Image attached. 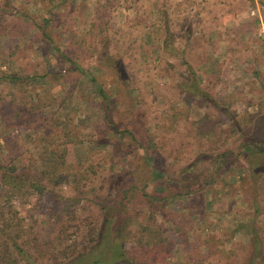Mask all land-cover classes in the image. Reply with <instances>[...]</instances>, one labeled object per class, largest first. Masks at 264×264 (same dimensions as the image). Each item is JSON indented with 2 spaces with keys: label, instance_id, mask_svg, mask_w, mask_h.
I'll return each mask as SVG.
<instances>
[{
  "label": "trees",
  "instance_id": "16d2710c",
  "mask_svg": "<svg viewBox=\"0 0 264 264\" xmlns=\"http://www.w3.org/2000/svg\"><path fill=\"white\" fill-rule=\"evenodd\" d=\"M118 1L92 0L86 4L84 0H38L42 11L28 14L29 23L43 43L55 50L57 55L53 59H62L66 64L57 70L51 67L43 72L36 70L34 74L26 70V65H21L20 70L0 67V264H168L163 244L173 243L174 246L182 241L181 234L176 238V233L192 224L185 216L197 215L203 228H208L213 221L210 213L224 214L230 210L229 206L220 207L215 201L216 192L224 196L229 188L241 189L239 193L246 205L243 212L248 218L235 221L228 232L219 229L204 232L202 242L207 244L208 240L216 239L220 256L216 252L217 258H214L216 256L210 252L215 264H264V74L259 78L258 87L262 98L246 101L226 89L224 80L216 73L201 70V79L195 76L208 60V48L202 47L199 53L195 50L197 32L189 35L193 40L185 44V47L190 44L184 48L186 51L177 52L164 31L161 52L154 65L157 70L167 71L174 66V62L167 60L168 55L180 57L175 63L185 69L181 80L174 83L175 74L169 72L175 99L165 101L159 111L148 105L137 111L141 97L136 102L133 101L136 97L131 95L128 98H132V105H118L116 97L123 92L120 85L128 82L125 63L118 53L119 44L130 35L127 30L133 28L131 22L139 21L145 11L135 9L127 18V27L122 23L114 24L112 10ZM164 3L165 0H157L159 5ZM79 7L88 13H79L82 12ZM16 12L12 0H0V28L4 18ZM158 12L160 18H166L165 10ZM86 17V27L74 30L73 20ZM56 27L57 30H53ZM1 35L7 40L15 36L0 30V44ZM138 37L139 34L133 36ZM131 43L127 42L129 49ZM6 47L8 57L12 58L17 49L16 57L23 56L18 46ZM92 57L91 61L100 66L99 74L90 72L86 66ZM103 69L107 74L111 71L109 83L116 86L113 95H108V80L104 78ZM253 71L258 73V69L253 68ZM80 74L87 76L90 86L99 95V113L89 125L90 132L80 128L69 130L67 118L64 121L59 115L69 90L64 83L74 85ZM10 83L14 84V89L7 97L4 91ZM55 91L63 94L57 96ZM166 97L163 98L167 100ZM238 102L243 105L240 110L235 107ZM53 104L54 110L46 109ZM249 104L255 105V109L249 110ZM191 106L205 108L200 116L190 118ZM219 113L234 127L226 143V138L220 143L221 130L215 121ZM11 126L16 130H11ZM38 132H41V142L27 146L26 137ZM123 137L132 145L129 150L117 143V138ZM77 143L92 148V143L104 144L101 149L108 150L109 159L115 151L118 155L129 152L126 167L131 177L126 184L116 185L118 193H114V198L117 197L118 206L116 202L110 206L112 195H108L109 198L102 195L100 186L92 196L82 193L81 185L92 180L90 174L95 177L96 170L91 163L82 165L73 159L71 146ZM107 161L108 158L103 163ZM233 169L236 176L231 178ZM142 173L156 179L160 177L159 189H147L139 181ZM182 195L186 197L184 200L180 198ZM84 197L98 210L101 228L112 229L109 236L102 239L101 234L107 232L98 233L96 222L85 226L76 219L75 206ZM138 198L147 202L146 206L142 205L146 217L135 221L139 212ZM29 202L47 213L49 231L44 239L38 237L32 226L26 225L25 217L18 211L19 206ZM113 212L117 215L124 212V218L118 220ZM156 213L162 218L161 223L153 222ZM163 223L168 224L167 228L177 226L178 229L169 230L173 238L154 236L156 229H164ZM74 229L76 236L71 238ZM77 229H80L78 234ZM236 231L242 239L233 240ZM142 233L152 236L140 245L134 237ZM229 239H232L231 245L220 248V244ZM201 260L190 259L192 264H201Z\"/></svg>",
  "mask_w": 264,
  "mask_h": 264
},
{
  "label": "rangeland",
  "instance_id": "374dc122",
  "mask_svg": "<svg viewBox=\"0 0 264 264\" xmlns=\"http://www.w3.org/2000/svg\"><path fill=\"white\" fill-rule=\"evenodd\" d=\"M138 1L140 2L139 4H137ZM84 2L90 4L92 0H84ZM79 3L80 2H78L77 5ZM44 4L47 3L44 2ZM12 6L15 7V10H18V12L4 18L0 30L8 32L9 34L14 33L15 36L7 40L2 38V36L5 37V35H1V40L3 41L0 44V67L3 69L14 68L20 70L21 65H26L28 67L26 70L32 74H34L36 70L37 72H43L49 67L53 70L64 67L66 64L65 61L62 59L58 60L56 57L55 60L53 59L54 55H57L55 50L43 43L40 35L36 32L34 33L36 30H33L29 23L28 14H40L43 7L42 4H40L38 0H12ZM80 9L83 13L78 11L79 13L83 15L88 13L83 7H79V10ZM135 9L139 11L145 9V11L142 13L139 21H133V23L130 21L133 27L131 30H127L128 33L130 32V35H126L124 37L125 42H123L122 39L119 44L121 45L119 47L121 51L119 52L118 50V53H120V60L125 63L124 67L126 68L125 71L128 82L121 83L120 86L123 92L119 93L118 97H116V104L124 107L132 105V102H130L132 98H128L129 95H131L136 97L133 99V101L136 102L138 101L137 98L139 99L141 97L139 103H137L139 105L137 111L145 105L152 106L159 111L164 106L165 101L172 102L175 99L173 85L169 84L171 82L169 72H174L175 74L173 77L174 83L181 80L185 69H181V66L175 63V61L180 60V57L176 56L177 54L168 55L167 60L169 62H174V66L167 71L157 70V66L154 65L157 62L156 56L161 52L160 44L163 39L162 36H164L162 34L164 31L167 33L165 36L168 40H171L173 48L177 52H179V49L184 50V48H188L190 44L187 47H185V44L193 40H190L189 35L191 34L190 36H192V32H197L198 37L196 41L194 40V43L197 45V49L195 50H198L199 53L202 47L208 48H205L206 51H208L206 55L208 60L206 59L207 61L196 71L195 76L197 78L201 79V70H206V72L218 74L217 77L224 80L226 89L232 92L235 90L234 92L238 96L242 95L241 92L246 95L255 92L249 91L242 84V82L250 76L247 75L248 71L245 70L243 62L248 64L249 70L254 68V66H261V69L263 67L262 74L264 73V0H165L163 5L157 4V0H119L112 10V20L114 21L112 23H122L123 27H127V18L132 15ZM159 10L160 13L161 10H165L166 18H160V16H158ZM35 17L38 18V15H35ZM68 20L70 19H67V21ZM72 24L74 30L80 31L86 27L87 17L85 20H73ZM57 28L58 27L53 30H57ZM186 33L188 34L187 36ZM135 34H139V37L133 38ZM127 42H132L130 49L128 48ZM7 45H10L12 48L18 46L23 56L16 57V53H18L17 49L12 58L8 57L6 55ZM78 53L79 52L76 54ZM182 56L184 57L183 53ZM152 58H154V61L151 60ZM92 59L94 58L92 57L88 60V65L85 64L90 72L99 74L100 66L96 62L91 61ZM103 70L106 71L104 78L108 80L106 83H108L107 92L109 95L116 90V86L114 87L113 84L110 85L109 83L111 71L107 74V70ZM258 75L260 77V73H258ZM86 77V75L80 74L72 86L70 83H64L65 88L69 90L59 109V115L62 116L61 119L64 121H66L67 118L69 130L80 128L81 130L83 129V131L90 132L89 125L96 114L99 113V95L95 89H92ZM40 81L42 83L44 82L43 79ZM44 86H46V83H44ZM248 88L251 89L250 86H248ZM13 89L14 84L10 83L7 90L5 89L4 91L5 95L8 97L9 94L13 92ZM55 94L61 96L63 92L55 91ZM166 95L167 100L163 98ZM191 101L193 102V99ZM242 106L241 102L235 103V107L239 110ZM55 107L56 106L53 104L46 107V109L51 111L54 110ZM204 108L205 107L191 106L188 116L190 118H197L201 115ZM248 109L254 110L255 106L249 105ZM137 111L135 112L137 113ZM215 121L221 130L222 139L220 143H224L221 142L223 138H226L225 143L228 142L230 138L229 135L234 130L231 124L232 122L226 121L221 113L215 116ZM10 129L13 131L16 130L14 126H11ZM66 130L67 128L64 132H66ZM40 138L41 132L31 137H26V145L31 146L32 142H41ZM90 138L96 139V136H90ZM117 143L120 147L126 148V150H129L132 146L124 137L117 138ZM92 145L94 148L88 147L82 143L71 146L72 152L70 151V154L71 156L73 155L75 161L81 162L82 165L91 163L96 170L95 177L94 174L91 173L89 178H92V180L82 184L81 190L86 196H92L100 186L102 195L106 194V197H108V195L110 196L111 194L112 198L115 200L113 201V199L108 197L111 206L115 204L117 200V197L114 198V193H118L116 185L120 183L126 184L131 177L128 175V168L126 167L128 165L126 160L130 157V154L128 152L123 155L122 153L118 155L115 151L111 159H109L110 157L107 155L108 150H105L104 147L101 149L104 144L92 143ZM137 149L140 151L139 147H137ZM110 152L112 151L109 150V153ZM119 152L121 151L119 150ZM107 158L108 161L103 163V160ZM159 178L160 177L156 179L155 176L148 177V175L143 173L139 174V181L149 190L152 189L156 191V189H159L161 184ZM231 189L232 188H229V192L224 196L219 194V192L215 193V201L220 207H230V210L224 212V214L219 212L209 214V218L214 219L213 225L215 224V229H213V226L204 229L203 222L193 213L185 216V219H190L192 224L188 228H185V230L182 228L183 231H181V233H176V238H179L178 235L181 234L182 241L176 242L174 246L173 243L163 244L164 250H167V252H165L167 254L166 261L168 264H192L190 261L192 258H202L200 263L206 264L207 260H212L213 257L210 252L216 256L214 258H217V253L218 256H220V251H217L219 245L215 244V238H212L210 241L208 240L207 244H203L202 239L205 238L204 232H211L209 229H213L212 231L219 229L228 232L235 224V221L248 218L243 212L246 205L239 193L241 189L236 188L234 191ZM207 192L205 191L204 194L209 196ZM180 198L184 200L186 197L182 195ZM138 199L137 205L139 206V212H137L136 216H138V218H136L135 221L146 217L143 206H146L147 202L142 198ZM200 201L202 204L204 203L203 198L200 199ZM116 205L118 206L119 202H116ZM212 206L214 207L215 205L213 204ZM18 211L25 217L26 225L32 226V230L38 234L39 238H46L47 232L49 231V218L46 212L36 208L31 202L19 206ZM126 212L128 215V209H126ZM97 214L98 210L95 208L94 204L88 202L86 197L80 199V202L75 206V216L78 222L85 226L88 222H96L98 225L97 230H99L98 233L107 232V234H101L103 235V239L105 235L109 236L111 234L112 229L110 231L109 227L102 229L100 225L102 219L101 217L98 218ZM113 214V217H117L118 220L120 217L124 218V212H120L118 215L116 212H113ZM161 219L160 215L156 213L153 222L156 224L158 222L161 223ZM132 225H135V223ZM167 227L168 224H164V229L162 230H164L165 233H163L161 229H156L154 236H168L169 239L173 238V236H169L172 233L169 230L170 228L178 229L177 226ZM75 231L74 229L73 234L70 236L71 238L76 236ZM79 231L80 229H77V234ZM113 236L116 235L113 234ZM151 236L152 234L142 233L141 235H135L134 240L142 245L145 244ZM239 238L242 239V236L240 232L236 231L233 235V240ZM231 240L232 239L226 240L224 244H220V248L226 249L231 245ZM212 263L215 264L213 260Z\"/></svg>",
  "mask_w": 264,
  "mask_h": 264
},
{
  "label": "crops",
  "instance_id": "0c3cea01",
  "mask_svg": "<svg viewBox=\"0 0 264 264\" xmlns=\"http://www.w3.org/2000/svg\"><path fill=\"white\" fill-rule=\"evenodd\" d=\"M244 63V68H245V70H247L248 71V74L247 75H250L249 76V78L248 79H246L245 81H243L242 82V84H243V86H245L249 91H255L254 93H252V94H243L242 92H241V94L242 95H239V97H241V98H243V99H245L246 101H248V100H254V101H256V100H258V99H260V98H262V96H263V94L260 92V90H259V78H261V76H263V74H262V72H263V67H262V69H261V66H254V68L255 69H258V73H260V77H259V75H258V73H255L254 71H253V68L252 69H250L249 70V68H248V64L246 63V62H243ZM253 66V65H252ZM259 77V78H258ZM246 85H245V84ZM248 86H250V88L251 89H249L248 88ZM235 90H233V92H234ZM235 93V92H234ZM249 105H252V104H249ZM252 106H255V105H252ZM235 169H233V170H231V178H234L233 176H236V173H235ZM213 221H214V219H213ZM213 221L209 224V226H208V228H210V227H212L213 226V229H215V224L213 225ZM213 229H209V231H212ZM206 264H213L212 263V260H207V263Z\"/></svg>",
  "mask_w": 264,
  "mask_h": 264
}]
</instances>
